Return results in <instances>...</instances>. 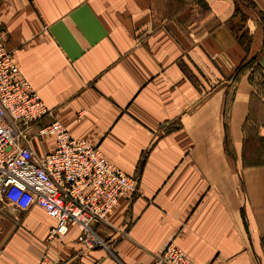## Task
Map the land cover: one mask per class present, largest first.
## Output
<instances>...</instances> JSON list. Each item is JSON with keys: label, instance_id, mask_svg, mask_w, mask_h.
<instances>
[{"label": "crops", "instance_id": "crops-1", "mask_svg": "<svg viewBox=\"0 0 264 264\" xmlns=\"http://www.w3.org/2000/svg\"><path fill=\"white\" fill-rule=\"evenodd\" d=\"M0 28L71 135L138 180L93 248L0 199V264H162L171 242L193 264H264V0H0Z\"/></svg>", "mask_w": 264, "mask_h": 264}, {"label": "built area", "instance_id": "built-area-1", "mask_svg": "<svg viewBox=\"0 0 264 264\" xmlns=\"http://www.w3.org/2000/svg\"><path fill=\"white\" fill-rule=\"evenodd\" d=\"M48 116L54 120L33 134L35 125ZM46 135L54 136L55 150L41 154L33 141ZM137 190L136 177L110 162L99 147L71 135L22 75L0 28V199L23 211L41 207L57 222L50 237L78 226V240L93 248L105 245L97 226ZM156 259L162 264H193L174 242ZM38 264L50 262L44 257Z\"/></svg>", "mask_w": 264, "mask_h": 264}]
</instances>
